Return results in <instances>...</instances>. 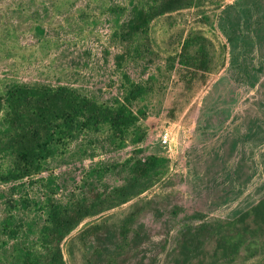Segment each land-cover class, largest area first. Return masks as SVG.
Listing matches in <instances>:
<instances>
[{"label":"rangeland","instance_id":"374dc122","mask_svg":"<svg viewBox=\"0 0 264 264\" xmlns=\"http://www.w3.org/2000/svg\"><path fill=\"white\" fill-rule=\"evenodd\" d=\"M235 1L171 0L122 40L121 24L152 0H0V94L15 82L68 85L112 104L127 78L148 87L133 105L146 113L142 141L81 130L18 180L5 179L0 111V264H22L23 247L44 252L51 204L88 212L60 242L65 264H264V49L227 40L219 18ZM196 36L209 67L187 80L178 55ZM148 155L164 161L133 180L132 161Z\"/></svg>","mask_w":264,"mask_h":264},{"label":"trees","instance_id":"16d2710c","mask_svg":"<svg viewBox=\"0 0 264 264\" xmlns=\"http://www.w3.org/2000/svg\"><path fill=\"white\" fill-rule=\"evenodd\" d=\"M152 3L149 7L133 9L131 17L121 24L122 40L146 32L153 17L162 13L171 0H152ZM224 17L219 21L228 41H252L264 49V0H237L225 6ZM251 50L249 46L243 53ZM122 59L123 56H118V61ZM241 60L245 62L243 58ZM178 63L187 80L195 78L199 71H207L209 62L205 40L201 36L188 37L182 44ZM248 72L249 68L246 67L245 74L249 76ZM147 90L145 84L127 78L121 99L104 104L68 85L10 84L0 94V111L7 127L4 145L12 156V167L5 179L18 180L39 171L46 159L53 155L58 141L81 130L96 132L106 125L110 135L120 144L129 134L133 143H139L145 137V131L138 122L146 113L141 108L134 110L133 105ZM163 161L164 158L154 155L134 159L129 167L132 179L145 177ZM112 193L121 197L123 191L118 188L113 189ZM262 204L264 200L258 208ZM86 209L82 205L70 208L51 204L47 221L39 235V246L44 252L36 254L30 248L23 247L22 264H65L60 242L88 213ZM187 243L181 252L182 260L186 262L190 259ZM222 252L230 253L226 247H222Z\"/></svg>","mask_w":264,"mask_h":264},{"label":"built area","instance_id":"2783aa9c","mask_svg":"<svg viewBox=\"0 0 264 264\" xmlns=\"http://www.w3.org/2000/svg\"><path fill=\"white\" fill-rule=\"evenodd\" d=\"M161 140H162L163 143H166L168 141V132L166 130L161 135Z\"/></svg>","mask_w":264,"mask_h":264}]
</instances>
